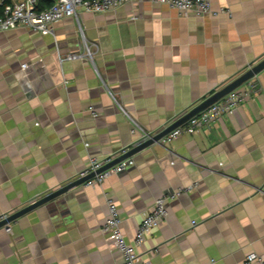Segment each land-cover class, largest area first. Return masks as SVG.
I'll use <instances>...</instances> for the list:
<instances>
[{
	"label": "crops",
	"instance_id": "obj_1",
	"mask_svg": "<svg viewBox=\"0 0 264 264\" xmlns=\"http://www.w3.org/2000/svg\"><path fill=\"white\" fill-rule=\"evenodd\" d=\"M213 9L230 14L181 15L144 1L83 12L46 36L1 32L0 217L78 180L91 157L130 151L139 139L130 119L159 134L263 60L264 0H213ZM87 47L92 58L62 61ZM248 82L260 90L235 112L0 229V264H123L102 231L107 196L133 243L154 202L178 190L190 191L167 204V220L138 249L142 261L264 259V71Z\"/></svg>",
	"mask_w": 264,
	"mask_h": 264
},
{
	"label": "built area",
	"instance_id": "obj_2",
	"mask_svg": "<svg viewBox=\"0 0 264 264\" xmlns=\"http://www.w3.org/2000/svg\"><path fill=\"white\" fill-rule=\"evenodd\" d=\"M144 1L166 6L181 15L191 13L197 17H206L230 14V10L215 11L213 9V0H50L49 6L46 7L42 6L41 0H0V33L16 29H29L46 36L52 33V28L55 24L67 18L79 19L80 14L83 12L93 14L106 13L124 6L140 4ZM92 56L91 49L87 47L84 52L69 54L62 61L89 59ZM259 90L257 83L248 82L245 91L231 92L197 116L191 118L184 125L164 136L159 143L168 145L185 133L192 135L199 132L202 128L219 121L225 114L235 112L241 104L258 93ZM112 97L115 99L113 95ZM89 111L94 118L97 117L96 112L92 108ZM130 120L133 125L132 132L139 136L135 146L151 140L157 135L144 130L133 119ZM128 151L123 150L119 156L126 154ZM112 161L110 158L99 159L91 157L88 166L78 174V179H84L94 174V177L88 179L83 186H101L107 179L121 174L134 163L132 158L126 159L98 173ZM186 191L190 190H178L158 198L144 215L133 243L128 242L123 233L122 218L117 204L107 196L108 213L102 231L111 237L115 249L122 256L123 264H148L141 260L138 249L144 245L146 238L153 230L167 220L169 216L167 204L179 199ZM7 217L8 215H2L0 222L7 219ZM4 229L9 231V225L4 227ZM247 261L249 263L264 264V259L256 254H250L247 257Z\"/></svg>",
	"mask_w": 264,
	"mask_h": 264
},
{
	"label": "water",
	"instance_id": "obj_3",
	"mask_svg": "<svg viewBox=\"0 0 264 264\" xmlns=\"http://www.w3.org/2000/svg\"><path fill=\"white\" fill-rule=\"evenodd\" d=\"M264 71V59L261 60L259 63L251 67L249 70L241 74L239 77L234 79L232 82L224 86L222 89L217 91L212 96L208 97L206 100L195 106L192 110L181 116L178 120H176L173 124L168 126L164 131L157 134L155 137H153L151 140H147L146 142H143L139 145L134 146L130 151H128L126 154L119 156L115 160H113L110 164L102 168L98 173H101L102 171L109 169L118 163L130 159L134 157L135 155L141 153L142 151L153 147L154 145H161L159 141L166 135H168L170 132L175 130L176 128L184 125L187 123L191 118L197 116L207 108H209L211 105L217 103L220 101L223 97L227 96L231 92L238 89L240 86H242L244 83L252 80L253 78L257 77L260 73ZM94 177V174L91 176L84 178V179H78L73 182H70L66 184L65 186H62L58 188L57 190L50 192L46 196L34 201L27 207L11 214L7 217V219L0 222V229L8 226L10 223L18 220L19 218L27 215L28 213L34 211L35 209L44 206V205H58L60 201L63 199L65 195L70 193L71 191L79 188L82 186L88 179H91Z\"/></svg>",
	"mask_w": 264,
	"mask_h": 264
},
{
	"label": "trees",
	"instance_id": "obj_4",
	"mask_svg": "<svg viewBox=\"0 0 264 264\" xmlns=\"http://www.w3.org/2000/svg\"><path fill=\"white\" fill-rule=\"evenodd\" d=\"M41 3L43 7H46V6H49L50 0H41Z\"/></svg>",
	"mask_w": 264,
	"mask_h": 264
}]
</instances>
